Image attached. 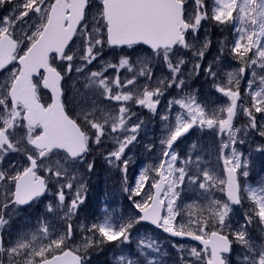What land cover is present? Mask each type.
Masks as SVG:
<instances>
[{"label": "snow or ice", "instance_id": "obj_1", "mask_svg": "<svg viewBox=\"0 0 264 264\" xmlns=\"http://www.w3.org/2000/svg\"><path fill=\"white\" fill-rule=\"evenodd\" d=\"M0 9L8 10L0 16V72L8 73L0 81V264H89L93 249L113 243L122 249L116 264H164L156 259L166 255L159 242L139 233L133 236L146 224L204 245L202 250L191 248L189 255L194 260L181 257L182 264H230L233 245L241 248L237 264H264V187L242 186L239 176H249V165L235 147L245 142L238 133L247 136L248 129L264 137V123L258 125L255 116L264 114V74L254 68L264 73V0H212L210 10L208 0H0ZM203 21L221 28L232 26L234 33L233 40L218 41L219 53L207 66L203 61L211 40L207 30L200 37ZM117 49L122 53L118 60L106 58ZM180 50L191 52V61ZM226 55L240 66L227 72L223 80L217 65ZM13 62L19 67L9 71ZM97 62L98 70L89 71ZM189 62L192 67L186 75L184 66ZM155 65L166 68L167 75L154 79ZM247 69H252L251 78L242 94L240 82ZM201 72L227 98L224 106L211 112L198 102V89L189 87L190 79ZM73 73L72 100L79 108L76 118L66 111L62 84L72 80ZM41 85L51 92L46 105L41 103ZM173 88L177 95L168 100L161 114V98ZM86 93L92 94L90 108L80 102ZM103 101L116 104L101 107ZM129 102L166 122L159 139L163 159L159 166L141 170L134 187L127 182L131 158L125 155L145 121L130 126L136 113ZM174 106L180 111L173 123ZM238 110L247 118L241 128L234 126ZM196 127L221 137L218 152L226 180L201 168L200 157L193 161L192 152L180 161L183 166H175L179 156L174 144ZM105 144H111L112 150L107 154L101 150L100 155L125 174L122 191L128 193L135 211L116 218L105 207L102 219L80 222L77 241L73 220L79 217L87 177L96 167L95 158L89 157L93 146L99 149ZM145 148L151 152L155 145ZM229 148L231 155L225 151ZM192 164L194 172L188 167ZM149 171L158 179L150 177ZM186 179L203 190L201 195L207 200L206 204L187 205L189 225H195L194 229L174 224L181 215L176 189ZM149 183L154 191L144 192ZM217 187L226 200L211 195ZM48 194L53 199L44 203L35 228L5 245L2 230L11 216L24 206L43 203L41 198ZM137 196L141 199L136 200ZM245 199L250 205L243 213L244 223L233 229L230 213L233 206H243ZM53 220L64 227L57 230ZM253 223L260 226L259 242L248 232ZM209 227L212 230L206 231ZM133 243V252L123 251V246ZM182 250L181 245L178 251Z\"/></svg>", "mask_w": 264, "mask_h": 264}, {"label": "rangeland", "instance_id": "obj_2", "mask_svg": "<svg viewBox=\"0 0 264 264\" xmlns=\"http://www.w3.org/2000/svg\"><path fill=\"white\" fill-rule=\"evenodd\" d=\"M209 10L211 8L212 0H208ZM7 9H0V16L7 15ZM214 26L202 27L200 30V37L203 39L205 30H207V34L209 39L212 38L211 44L215 45L218 44V41L222 39H227L229 41L234 39V33L232 26H225L230 27L231 29L228 30L227 28H222L220 26H216L212 21H210ZM213 33V36H212ZM76 45H73L75 47ZM219 51L218 45L216 52ZM219 53V52H218ZM22 54V53H21ZM122 53L120 51H115V53L109 52L107 55V59L113 60V56H115L116 60H118L119 55ZM180 54H183L186 59L191 61V52H184V50H180ZM216 55L209 54V61H212ZM207 59V56L205 57ZM115 62V60H113ZM208 63H204V66H207ZM239 63L232 59L230 55H226L223 57L220 64L217 65V69L220 72V78L226 80V73L229 71H234L239 67ZM16 67V65L11 66L9 71ZM99 64L98 62L89 66V71L98 70ZM192 67V63L189 62L187 65L184 66V72L187 75L188 70ZM256 72L258 74L262 73V70L258 67L254 66ZM122 73L125 70H121ZM252 69H247L244 78L241 79L240 82V89L242 94L244 90L247 89V80L251 78ZM8 73L4 72L0 75V81L7 76ZM109 76H113L114 73L112 70L108 72ZM167 75V69L161 67L160 65L154 66V79L157 77H161ZM203 77L197 78L193 76L189 81L190 88H197V85H200L198 88V93L201 95L202 99L198 100L203 106H206L207 110L211 112L213 109H219L220 107L224 106L227 103V98L224 97L221 93H218L211 87V81H206L201 72ZM74 77L75 74L73 73V79L67 80L63 82V87L66 92V96L64 99L67 101L66 103V111L72 118H76L79 108L77 107L76 101L72 100L73 95L75 94V88L73 87L74 84ZM193 80V82H192ZM199 82V83H198ZM143 83V80L141 81ZM193 85V86H192ZM76 87L82 89L81 84H76ZM41 101L44 103L48 102V96L46 93L39 92ZM177 95V90L175 88L168 90L164 97L161 98V104L158 106V110L161 114L165 113L166 106L168 100L172 97ZM78 99H80L78 97ZM248 102H250V97L247 98ZM81 103L87 104L90 108L92 107V94L86 93L85 99L80 100ZM99 102V101H98ZM240 103V102H239ZM115 105L116 102H109L103 101L100 105L104 107L105 105ZM131 106L132 112L136 113L135 116L132 117L131 124H135L139 122V120H144L145 123L142 128L139 130L137 134V141H135L128 149H126L125 158H131L130 163L127 168V182L129 186L134 187L135 181L138 178V175L141 170L144 168H151L152 166H159V162L163 157L160 155L161 146L159 144V139L164 134V126L165 123L160 119L159 115L153 116L148 111L140 108L139 106L135 105L133 102H129ZM118 107V106H117ZM178 106H174L171 113L170 118L171 120L175 121V115L179 112ZM254 111V110H253ZM257 124L264 123V114L262 113H255ZM247 123V118L243 115L242 111L238 110L237 116L234 119V126L236 128H241ZM247 136H244V133H238V136H241L245 139L243 144L237 143L235 145L238 152L241 153V160H248V171L249 176L247 178L243 177L242 175L239 176V180L243 185H247L249 187H264V151H257L258 147H264V137H261L257 131L248 129ZM227 138L226 136L224 137ZM220 140L221 137L215 134L213 131L205 128L201 130L199 127L192 129L186 136L178 139V141L174 144V151L178 154L179 160L176 163V167L183 166L180 161H183L188 158L189 153L192 152V159L195 161L196 157H200L199 164L201 168H208L216 173V175L220 179H224L223 177V161L219 158L218 149L220 147ZM195 143V148L193 149L191 146ZM147 144H154L155 148L153 151L149 152L146 150L145 145ZM94 147V151L92 152L89 160L95 158L96 160V167L88 177H87V190L82 193L85 197V202L81 205V211L79 217L74 218L73 223L76 227V240L79 241L80 233H79V224L81 221H86L91 223L93 220L97 218H103L105 213L102 211L105 207L107 208L108 212L112 214L114 217L119 218L120 216L127 217L130 212L135 211L131 207L130 201L127 199L128 193L122 191L123 183H124V173L119 171L118 169L109 166V164L105 161L104 156L100 155L101 150L107 154L108 151L112 150L111 144L101 145L99 149ZM228 155H231V148L225 149ZM190 172L195 171V164L188 166ZM240 170H238L239 172ZM175 175L178 176V173ZM150 177H155V173L149 171ZM158 179V177H155ZM67 191V189L65 190ZM152 191L150 187V183L145 186L144 192ZM176 191L179 192V196L177 198L176 204L178 210L181 211V215H179L174 224L177 228L181 224L188 225L191 228H195V225H189V216H188V209L187 205L189 204H206L207 200L201 195L203 190H200L198 186L189 185L187 179L184 181L183 184L178 185ZM222 191L219 190V187L212 189L211 195L219 200H224ZM258 194H260L258 192ZM143 195V193H142ZM53 197L48 194L43 197L41 202H36L33 204L31 208L20 209L17 213L13 214L9 220V224L4 227L3 237L5 245H7L8 241L15 240L17 235L24 231H30L35 228L37 217L43 212L44 203H47L49 200H52ZM136 200H140L141 197H135ZM250 202L245 199L243 209L240 212H233L230 213V220L229 223L232 225V228L235 229L240 224L244 223V216L243 213L247 207H249ZM242 212V214H241ZM163 214H167L166 210ZM8 218V217H6ZM195 219V216H193ZM53 223L56 224L57 230L63 228V225L56 223L53 220ZM259 225L257 223H253L252 225L248 226V232L251 236L257 241H260L261 234L259 231ZM211 227L206 229V231H211ZM143 234L146 239L152 238L155 239L161 245V252L166 253V255L156 256V259L163 260L164 264H182L181 257L185 261L194 260L193 257L189 255L191 248L196 246L190 245L188 243L177 244L174 242H170L165 239L157 236L158 234L152 233L149 234L144 230L142 227L138 229V232L134 231L133 236L136 237L137 234ZM174 245L176 247H174ZM183 246L182 251H178L179 246ZM69 247H73L70 243ZM102 248H114L107 253V256L110 260L116 261V258L121 255L122 249L115 246V243L108 244L103 246ZM135 249V243L132 245H125L123 246V251L126 253H131ZM200 250L199 248H197ZM102 249H100L101 251ZM241 252V248L239 245H233V250L229 256L230 264H237V255ZM96 262V260H95ZM91 258H89V264H91Z\"/></svg>", "mask_w": 264, "mask_h": 264}, {"label": "water", "instance_id": "obj_3", "mask_svg": "<svg viewBox=\"0 0 264 264\" xmlns=\"http://www.w3.org/2000/svg\"><path fill=\"white\" fill-rule=\"evenodd\" d=\"M17 64H18V62H17ZM41 87H42V85H41ZM42 89H44L43 87H42ZM44 90H47V89H44ZM48 92H49V94H50V97H51V92L49 91V90H47ZM226 179H227V177H226ZM225 196H226V194H225ZM227 198V197H226ZM150 225V224H149ZM153 226V225H152ZM155 227V226H154ZM169 234V233H168ZM170 235V234H169ZM171 237H173V236H171ZM173 238H176L177 240H188V241H191V242H195V243H197V244H200V245H202L201 243H200V241H197V240H192L191 239V237H187V236H183V237H173ZM203 246V248H204V245H202Z\"/></svg>", "mask_w": 264, "mask_h": 264}, {"label": "trees", "instance_id": "obj_4", "mask_svg": "<svg viewBox=\"0 0 264 264\" xmlns=\"http://www.w3.org/2000/svg\"><path fill=\"white\" fill-rule=\"evenodd\" d=\"M96 259H98L99 260V257L97 256V258Z\"/></svg>", "mask_w": 264, "mask_h": 264}]
</instances>
